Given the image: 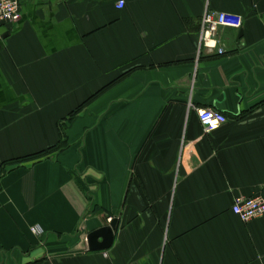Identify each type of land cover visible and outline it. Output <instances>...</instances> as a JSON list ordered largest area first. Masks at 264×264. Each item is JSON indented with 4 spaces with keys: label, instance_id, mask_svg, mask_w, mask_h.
I'll use <instances>...</instances> for the list:
<instances>
[{
    "label": "crops",
    "instance_id": "obj_1",
    "mask_svg": "<svg viewBox=\"0 0 264 264\" xmlns=\"http://www.w3.org/2000/svg\"><path fill=\"white\" fill-rule=\"evenodd\" d=\"M124 1L20 0L1 30L0 264H264V219L233 212L264 198V0ZM207 12L242 22L223 55Z\"/></svg>",
    "mask_w": 264,
    "mask_h": 264
},
{
    "label": "built area",
    "instance_id": "obj_2",
    "mask_svg": "<svg viewBox=\"0 0 264 264\" xmlns=\"http://www.w3.org/2000/svg\"><path fill=\"white\" fill-rule=\"evenodd\" d=\"M117 9L122 10L126 6L124 0H118ZM20 0H0V40L2 38L1 30L3 27L18 22L21 19ZM232 17L225 13L207 12L203 18V28L200 36V43L208 51H217L220 55L224 50L218 48V43L213 40L214 34L221 26L241 27L242 22L237 23L228 21ZM197 114L205 134H212L227 124V117L214 109H197ZM233 212L242 222L250 223L257 219H264V198L256 194L254 196H238L235 199ZM35 236H42L43 230L39 226L31 228Z\"/></svg>",
    "mask_w": 264,
    "mask_h": 264
},
{
    "label": "water",
    "instance_id": "obj_3",
    "mask_svg": "<svg viewBox=\"0 0 264 264\" xmlns=\"http://www.w3.org/2000/svg\"><path fill=\"white\" fill-rule=\"evenodd\" d=\"M3 39H5V37H3ZM117 228L118 220L115 219L110 225L90 233L87 237L88 249L91 252L109 250L114 244Z\"/></svg>",
    "mask_w": 264,
    "mask_h": 264
},
{
    "label": "trees",
    "instance_id": "obj_4",
    "mask_svg": "<svg viewBox=\"0 0 264 264\" xmlns=\"http://www.w3.org/2000/svg\"><path fill=\"white\" fill-rule=\"evenodd\" d=\"M228 21L230 22H234V23H237L238 20L236 17H229L228 18ZM77 114V113H76ZM64 139H65V136H64ZM66 143L63 142V139L62 141L60 142V144L56 147V148H53L49 151H44V152H41V153H38L36 155H32L30 157H27V158H24V159H20V160H16V161H13L12 163L10 164H19V163H22V162H26V161H31V162H34V163H39L41 162L42 160H44L45 158H47V156L52 153V152H56V151H60L61 149H63L65 147ZM7 164H2L1 167H0V179L2 178V176L5 174V166Z\"/></svg>",
    "mask_w": 264,
    "mask_h": 264
}]
</instances>
